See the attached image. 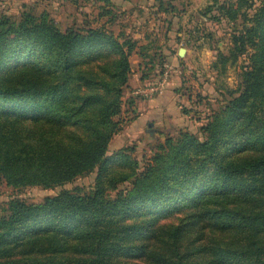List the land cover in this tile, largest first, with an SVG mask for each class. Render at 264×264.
Masks as SVG:
<instances>
[{"label":"trees","instance_id":"trees-1","mask_svg":"<svg viewBox=\"0 0 264 264\" xmlns=\"http://www.w3.org/2000/svg\"><path fill=\"white\" fill-rule=\"evenodd\" d=\"M256 1L264 2L239 0L232 17ZM257 31L234 29L235 49L245 53ZM119 34L105 26L62 31L46 13L0 16V178L13 185L30 174L28 181L61 185L97 170L89 192L12 201L0 216V264H264V52L250 56L238 95L203 126L204 141L188 131L168 138L132 186L111 197L108 190L130 178L108 173L124 160L107 154L122 91L81 94L71 80L85 55L106 52L119 56L116 78L125 84L136 41ZM36 69L48 76H33ZM71 100L84 105L73 111ZM85 104L92 114L83 113ZM56 114L74 119L87 138L60 151L19 148L21 119L57 124ZM15 161L29 164L17 178L6 167ZM175 212L185 213L176 225L168 222Z\"/></svg>","mask_w":264,"mask_h":264},{"label":"rangeland","instance_id":"rangeland-1","mask_svg":"<svg viewBox=\"0 0 264 264\" xmlns=\"http://www.w3.org/2000/svg\"><path fill=\"white\" fill-rule=\"evenodd\" d=\"M160 3L159 0H0V16L14 21H20L26 12L37 16L46 13L62 31L105 26L116 35L121 33L119 35L124 39L136 41L135 50L128 57L131 71L125 84L116 78L119 56L106 52L85 55L71 80L81 94H90L93 90L102 94L101 87L112 85L122 91L120 113L114 117L119 130L111 138L107 154L120 152L124 160L113 163L108 173L130 175V178L119 183L117 188H110L111 197L132 186L135 176L162 151L168 138L177 141L181 132L188 131L204 141L207 132L203 131V126L238 95L242 73L249 66L250 56L264 52V31H261L264 27V2L259 4L256 1V6L250 11L245 12V8L238 10L234 18L233 11L239 0H162V6ZM228 7L232 13L228 12ZM107 11L110 13L105 14ZM218 13L228 16L229 21L226 18L217 20ZM250 27L261 32H256L258 37L252 42L254 45L248 43L246 52L241 53L235 49L232 33L234 29L242 33ZM180 48L186 49L183 56L178 53ZM166 64L172 70L165 86L149 96L140 94L138 89L144 85L141 82H159ZM34 71L33 76H48L44 70ZM152 99L162 103L169 100L172 106L159 110L138 126L142 111L139 107ZM74 104L80 108L84 102L71 100L72 110ZM90 107L85 104L83 113ZM55 117L59 121L57 124L21 119L20 139L26 144L19 148L47 151L53 147L60 151L77 146L87 138L88 130L81 125H70L74 119L68 120L61 114ZM4 119L13 120L14 116H5ZM187 120L190 123L187 124ZM49 142L52 144L48 145ZM28 165L15 161L6 167L17 178L22 175L20 169H26ZM23 179L10 185L6 178H0V216L8 215L14 200L41 203L62 189L89 192L97 179V170L82 173L61 185L28 181L35 179L30 174L24 175ZM184 214L175 212L174 218L168 222L176 225Z\"/></svg>","mask_w":264,"mask_h":264},{"label":"crops","instance_id":"crops-1","mask_svg":"<svg viewBox=\"0 0 264 264\" xmlns=\"http://www.w3.org/2000/svg\"><path fill=\"white\" fill-rule=\"evenodd\" d=\"M142 84H146L148 83V80H144L141 82ZM170 97V96H169ZM159 100H161V98H158ZM158 99H152L149 101H144L141 105V107H139V110H142L140 113V118L139 121L137 122V125L140 126L142 123H144L145 121H148V119L150 117L153 116L154 113H157L159 110L164 109L167 107H171L172 103L171 101L168 100L167 101H163L159 102ZM168 99V98H167ZM171 103V104H169ZM190 123V120H187V124ZM135 125V126H137Z\"/></svg>","mask_w":264,"mask_h":264},{"label":"built area","instance_id":"built-area-1","mask_svg":"<svg viewBox=\"0 0 264 264\" xmlns=\"http://www.w3.org/2000/svg\"><path fill=\"white\" fill-rule=\"evenodd\" d=\"M171 70H172L171 66L166 64L163 68L162 77H161L160 81L157 82L156 84L148 82V83L142 85L140 87V89H138L139 93L142 95H145V96H149L155 92L160 91L165 86V84L167 83L168 78H169V74L171 73Z\"/></svg>","mask_w":264,"mask_h":264},{"label":"water","instance_id":"water-1","mask_svg":"<svg viewBox=\"0 0 264 264\" xmlns=\"http://www.w3.org/2000/svg\"><path fill=\"white\" fill-rule=\"evenodd\" d=\"M185 52H186L185 48H180L178 53L180 56H183L185 54Z\"/></svg>","mask_w":264,"mask_h":264}]
</instances>
